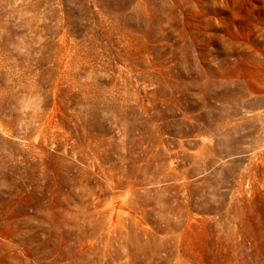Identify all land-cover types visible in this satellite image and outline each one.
<instances>
[{"label": "rangeland", "instance_id": "rangeland-1", "mask_svg": "<svg viewBox=\"0 0 264 264\" xmlns=\"http://www.w3.org/2000/svg\"><path fill=\"white\" fill-rule=\"evenodd\" d=\"M0 264H264V0H0Z\"/></svg>", "mask_w": 264, "mask_h": 264}]
</instances>
